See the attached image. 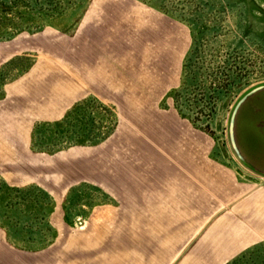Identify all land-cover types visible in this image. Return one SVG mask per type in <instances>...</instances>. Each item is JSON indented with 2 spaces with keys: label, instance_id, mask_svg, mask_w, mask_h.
Segmentation results:
<instances>
[{
  "label": "crops",
  "instance_id": "obj_1",
  "mask_svg": "<svg viewBox=\"0 0 264 264\" xmlns=\"http://www.w3.org/2000/svg\"><path fill=\"white\" fill-rule=\"evenodd\" d=\"M79 35L68 72H55L23 119L56 121L90 102L119 119L101 142L54 159L55 171L69 173L67 189L2 184L0 264H170L184 252L189 264H231L263 242V179L216 156L203 133L162 108L179 80L166 51L150 42L136 53L117 28Z\"/></svg>",
  "mask_w": 264,
  "mask_h": 264
},
{
  "label": "rangeland",
  "instance_id": "obj_2",
  "mask_svg": "<svg viewBox=\"0 0 264 264\" xmlns=\"http://www.w3.org/2000/svg\"><path fill=\"white\" fill-rule=\"evenodd\" d=\"M114 28L136 53L150 42L159 56L166 51L179 80L162 108L172 107L203 133L216 156L233 157L229 114L244 92L264 83V0H0V187L56 182L67 189L69 173L53 166L57 155L91 147L113 131L118 114L97 102L69 108L58 124L23 119V110L47 97L55 72H68L78 33L86 39ZM12 120L21 127L7 129ZM8 198L0 194V206ZM185 253L170 264H189ZM245 253L239 264H264V241ZM124 259L115 264L135 260Z\"/></svg>",
  "mask_w": 264,
  "mask_h": 264
},
{
  "label": "water",
  "instance_id": "obj_3",
  "mask_svg": "<svg viewBox=\"0 0 264 264\" xmlns=\"http://www.w3.org/2000/svg\"><path fill=\"white\" fill-rule=\"evenodd\" d=\"M227 140L235 160L264 179V83L244 92L232 107Z\"/></svg>",
  "mask_w": 264,
  "mask_h": 264
},
{
  "label": "trees",
  "instance_id": "obj_4",
  "mask_svg": "<svg viewBox=\"0 0 264 264\" xmlns=\"http://www.w3.org/2000/svg\"><path fill=\"white\" fill-rule=\"evenodd\" d=\"M246 254V253H245ZM245 254L234 260L231 264H239V262L244 258Z\"/></svg>",
  "mask_w": 264,
  "mask_h": 264
}]
</instances>
